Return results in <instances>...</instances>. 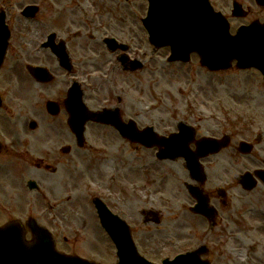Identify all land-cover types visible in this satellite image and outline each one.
Listing matches in <instances>:
<instances>
[{
  "label": "rangeland",
  "instance_id": "374dc122",
  "mask_svg": "<svg viewBox=\"0 0 264 264\" xmlns=\"http://www.w3.org/2000/svg\"><path fill=\"white\" fill-rule=\"evenodd\" d=\"M239 1L245 8L249 6V13L243 18L230 16L232 0H211L215 9L227 15L231 32L255 16L261 20L264 17V7L258 6L255 0ZM22 20L26 21L25 33L31 31L27 23L31 20ZM129 22L124 16L119 36L126 40V33L136 35L138 44L130 52L146 51L147 60L142 58L143 67L129 73L122 70L113 57L115 53L111 55L104 50L102 60L89 62L90 71L84 77L88 84L84 101L90 109L117 106L122 118H132L139 127L153 126L160 134L175 131L180 120L195 126L196 135L220 136L232 131L230 147L204 160L206 166L208 161L215 160L207 167V188L225 187L236 210L231 205L221 206L215 200L218 197L213 195V203L220 210L221 225L214 232L209 231L207 222L189 211L193 199L182 184L188 176L183 160H158L155 148H135L108 125L88 123L85 131L88 150L77 147L65 121L67 112L63 105L55 116H50L44 105V100L55 96L53 88L57 89L54 94L65 96L66 93L59 92L67 89L62 88L65 82L70 85V76L60 72L51 57H43L36 61L48 64L51 70L57 69L53 80L40 87L23 73L24 66L16 65L9 94L13 97L7 102L10 107L0 111L4 139L11 147L7 154L0 155V194L4 200L0 203V221L9 216L10 209L4 206L12 208V213L13 209L19 211L15 214L20 217L31 207L37 222L50 230L58 228L50 222L46 206L50 201L58 219L66 223L67 231L56 230L57 248L113 263L114 245L104 236L90 200L97 195L113 213L127 218L136 244L154 261L198 246L205 240L211 246L212 264H264V185L258 182L254 189L245 191L237 182V176L243 171L263 166L264 82L261 75L254 69L237 70L234 66L210 72L200 66L196 54L187 63H167L168 49L161 48L151 54L146 31L141 27L131 28ZM44 36L41 34L37 40ZM12 40V53L7 56L3 69L12 66V60L15 66V59L22 54L18 51L20 38L16 30ZM44 53L49 55L48 51ZM30 119L44 129L38 126L30 130L27 127ZM260 133L261 141L254 144L252 153L244 156L238 153L236 145L240 140H254ZM68 144L74 147L73 151L59 153L60 147ZM9 156L13 159L6 163L5 157ZM39 158L57 166V171L37 166L34 161ZM28 179L35 180L37 188L30 190L26 186ZM30 191L37 194L33 202L29 199ZM41 192L43 199L39 196ZM18 199H21L20 208L15 205ZM149 208L160 211V224L143 222L144 211ZM147 228L150 231L141 238L150 247L137 240L140 235L137 232ZM220 228L223 232H219ZM64 234L68 238L62 237ZM145 235H151L158 247L146 241Z\"/></svg>",
  "mask_w": 264,
  "mask_h": 264
},
{
  "label": "water",
  "instance_id": "95a60500",
  "mask_svg": "<svg viewBox=\"0 0 264 264\" xmlns=\"http://www.w3.org/2000/svg\"><path fill=\"white\" fill-rule=\"evenodd\" d=\"M258 3L264 4V0H257ZM240 13L239 7L234 9ZM150 33V39L157 46L169 45L171 54L169 60L181 59L186 61L189 54L193 51L198 52L201 62L210 69L226 67L232 58H237L238 66L255 65L264 72V25L253 22L248 26H241L235 35L229 34V26L223 16L214 12L207 0H156L154 6L150 8L148 17L143 21ZM2 19L0 18V36L5 39V32L2 28ZM2 49L0 51V60L3 55L4 43L0 41ZM61 58V64L68 66L67 61ZM31 73L37 79H49L47 72L39 68H30ZM80 94L73 90L72 99L66 102L70 117L69 124L75 132L78 140H81L83 124L89 113L86 107L80 103ZM49 109H53L49 105ZM115 111H104L100 114L99 119L109 122L119 130V132L128 139L139 141L143 145L158 144L164 146L158 152L160 157L174 158L183 156L186 160V166L193 178L202 181V173L197 167L196 160L205 150H211L215 143L214 140L201 142V149L191 152L188 148L189 140L193 135V129L187 125L179 123V133H173L167 137L158 136L153 132L151 127L143 130L135 128L133 122L125 124L121 122ZM244 151L249 148L243 147ZM257 175L260 173L256 172ZM31 185L33 182L30 183ZM254 184L249 174L243 177V186L251 188ZM190 192L197 198L198 203L193 208L195 211L210 216L211 210L206 208L207 199L202 198L197 189L190 187ZM101 220L102 225L108 231L115 242L118 250V264H149L138 257L135 253L133 244L128 233L127 226L116 214H112L103 202L95 198L94 203ZM12 225L0 228V242L12 239L15 245L16 254L21 264H96L88 262L77 256H67L57 253L53 245L42 232H36V238L30 244L25 245L20 240L13 239V236L21 237L19 229H12ZM45 247V248H44ZM1 248V243H0ZM3 249V248H1ZM197 252V251H196ZM195 252L178 255L174 260L165 261L163 264H201ZM0 264H7L2 261V252L0 253ZM14 264V263H13Z\"/></svg>",
  "mask_w": 264,
  "mask_h": 264
},
{
  "label": "flooded vegetation",
  "instance_id": "af4514ba",
  "mask_svg": "<svg viewBox=\"0 0 264 264\" xmlns=\"http://www.w3.org/2000/svg\"><path fill=\"white\" fill-rule=\"evenodd\" d=\"M27 4H36L38 6L32 17H26L21 14L22 8ZM123 7L126 10H123L124 12L122 11ZM0 8L4 9L6 21L10 27L9 29H11L13 34L16 30L20 42L21 40H25L30 43H35L41 34L44 36L49 31L52 32L54 48H56L58 53H61V51L66 53L68 55L67 57H69L74 64L70 79L79 78L82 87L84 86V77L87 75V72L90 71L88 67L89 61L102 60L105 55L103 53L104 50H108L104 44L106 35L119 37V33L121 32L120 22H122L124 16L130 21L129 23H131V25L137 23L139 26V21H141V17L145 14L147 8V0H0ZM22 18L31 20L27 22L29 24L28 28L32 29L31 31L25 33L24 27L26 21L22 20ZM126 35L128 39L131 40L130 35H132V33L129 32L126 33ZM25 41L23 43H25ZM44 50L48 51L49 55L43 54L42 51L39 50L35 51L34 46L28 50L24 47V59L41 61L43 57L44 59L51 57L52 60H57V53L53 54L50 46L44 48ZM109 53L113 55L116 52L110 51ZM55 70H51V72L55 74ZM60 70L62 73L66 72L62 68ZM28 76L32 78L30 75ZM67 82H65L62 88L68 87ZM43 84L44 83H39L38 85L42 87ZM0 86L2 87L1 82ZM51 90H53V95H55L51 97L52 100L57 101L61 107L64 96L54 94L55 90H57L56 88ZM66 90L65 92L59 93H66ZM2 96L5 98L4 90ZM22 99L26 101V97H22ZM41 129L44 128L41 127ZM1 140L4 141L2 138ZM8 147L9 146L5 142L2 152L6 150L9 151ZM48 150L51 151L52 149L49 148ZM40 159L41 160L34 161L36 165L42 166V164L45 165L44 163H47L42 158ZM206 192L212 200H214L212 198L213 195L217 197L215 195L216 193L210 192L209 189H206ZM225 196H223L224 199L218 197L215 200L218 203H222V206H225L228 204V200ZM3 202L4 200H2V203ZM15 203V205L20 208L18 202ZM4 208L10 209L8 212L9 214L11 213L10 211L12 208H9V206H4ZM13 211L15 212L14 209ZM215 219L216 224H219V218L216 216ZM211 232H214V229H212Z\"/></svg>",
  "mask_w": 264,
  "mask_h": 264
},
{
  "label": "bare ground",
  "instance_id": "6f19581e",
  "mask_svg": "<svg viewBox=\"0 0 264 264\" xmlns=\"http://www.w3.org/2000/svg\"><path fill=\"white\" fill-rule=\"evenodd\" d=\"M148 230L150 231V229L147 228L146 230H144V231L141 232V233H142V234H143V233H146V232L148 233V232H149ZM151 237H152L151 235H145V238H146L147 240H149V241H152L151 243H153V238L151 239ZM153 244H154V243H153ZM154 245H155V244H154Z\"/></svg>",
  "mask_w": 264,
  "mask_h": 264
}]
</instances>
